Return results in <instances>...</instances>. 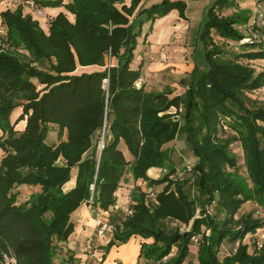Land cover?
<instances>
[{"label":"trees","instance_id":"obj_1","mask_svg":"<svg viewBox=\"0 0 264 264\" xmlns=\"http://www.w3.org/2000/svg\"><path fill=\"white\" fill-rule=\"evenodd\" d=\"M26 1L15 9L8 4L1 13L0 260L10 249L18 264H89L67 248L74 232L71 215L86 204L111 214L114 230L102 260L113 247L138 236L144 240L139 258L145 264H185L191 238L205 227L210 233L196 245L200 264H264V246L251 254L243 244L248 234L264 228V220L254 212L236 218L247 202L264 211V105H248V93L264 87V71L239 61L264 60V42H244L248 50L230 54L214 38L215 33L226 42H243L248 37L236 25L250 17L219 13L231 8V0L212 4L198 34L209 70L195 77L185 96L170 99L167 92L137 86L142 71L131 67L140 34L131 17L143 0H132L129 7H119L124 0H33L38 9L65 6L75 15L74 23L64 13L57 15L49 33L25 12ZM186 8L185 2L164 0L141 7L136 17L154 22L174 9L185 17ZM90 66L102 70L77 74ZM183 103L198 158L197 186L206 199L199 218L186 182L173 180V152L165 148L180 129L170 109ZM16 108L20 116L13 124ZM22 120L25 128L17 130ZM51 127L57 140L49 142ZM234 142L242 146L250 184L229 172L237 166L230 149ZM153 168H169L168 174L152 178L148 172ZM126 177L133 183L131 216L122 209L111 211ZM23 187L40 190L20 201L15 190ZM148 190L155 192L154 199ZM212 205L215 214L207 210ZM225 240L238 248L220 259Z\"/></svg>","mask_w":264,"mask_h":264},{"label":"rangeland","instance_id":"obj_2","mask_svg":"<svg viewBox=\"0 0 264 264\" xmlns=\"http://www.w3.org/2000/svg\"><path fill=\"white\" fill-rule=\"evenodd\" d=\"M148 1L150 2L152 0H148ZM163 1L164 0H161L160 2L151 3L148 6V8L156 4H162ZM215 1L213 3H215ZM171 2H183V1H171ZM231 2H232L231 8H226L222 11L219 10L218 12L226 17L238 18V17L249 16L250 19L246 24H244V22L240 19V21L236 25V28L238 29L239 32L244 34L245 37H248V39H250V42L251 40L264 42V17L263 18L261 17V15H264V0H243V1L231 0ZM174 10L178 11L180 14V11L178 9H174ZM208 10H207V13H208ZM171 12H169L166 16H168ZM207 13L205 15L202 28L204 27L207 21ZM166 16L162 18H165ZM180 17L183 19H186L187 22H189L188 18L186 17V14H185V17H182L180 14ZM145 20H147V17L145 18ZM143 23L146 24L147 21H144ZM150 25L151 24H149V26ZM192 25H193V27H191L192 29L188 31V36H185L187 46L190 48L189 53L186 54V50L184 47L179 48L181 51L179 53V60L182 61L179 66L175 65L171 67L169 65H166L165 69L159 70L160 74L159 76H156V77H154L153 75L154 73H150L152 82L149 85L148 89L152 88L153 91L155 92H167V96L170 99H173L175 97H183L188 93L189 86L193 82L195 77H198V75L209 70V65L205 57L203 44L198 35V30H194L195 26L194 24ZM137 32H140V34L137 37V46H136V49L134 50V58L132 60L131 67L135 69H139L140 67L143 66V69H145L149 65H152L155 63L156 57L153 54H151V52H149L151 51L149 41H151L152 39L147 34L148 31L143 29V31L141 32L138 29ZM214 38L218 44H223V47L228 52H230V54H233V53L240 54L249 49V47L246 48L243 45L244 41L235 42V41L229 40L226 42L223 39H220L218 36H216L215 33H214ZM174 44L177 45V42H175ZM175 45H173L172 47L173 49ZM167 52L170 54L169 50H167ZM173 52H176V51L173 50ZM187 59L190 60L189 65H187L186 63ZM239 61L243 64L251 66L257 72L264 71V60L248 61L246 59L241 58L239 59ZM83 72L85 71L78 70L77 74H82ZM106 89H108V85H106ZM248 96L252 100L251 103H248L249 106L255 107V106L264 105V87L254 92L248 93ZM183 104L177 107H173V108H180L182 106L185 112L186 111L185 104L184 105ZM170 111L172 112L173 109L171 108ZM19 113H20V110L18 108H16L11 113V116H10L11 123L13 124L16 123V121L18 120L20 116ZM164 114L165 113H162V115ZM184 118L185 117L183 116L181 117L180 129H179V133L176 139L170 142L169 144H167L165 148L171 149L173 152L172 164L176 168V174L173 175V180L176 182L178 181L180 183L186 182L185 183L186 191H188V193L190 194V198L197 202V218H199L200 215L202 214L201 205L206 206V203H205L206 199L205 197L201 195L199 187L197 186V175L198 174H196L195 172V167H196V163L198 162V158L194 150V147L192 146L190 142L189 133L187 130V124ZM25 124H26V121L24 120L19 121L16 125V129L24 130ZM54 129L55 127H53L51 129V132L49 133V138H48L49 142L57 140V133L56 131H54ZM224 130H225V134H229L230 129H224ZM204 134L205 133L200 134L198 139L203 140ZM1 136H2V131L0 130V137ZM101 139H102V135H101ZM101 139H100L99 148H98L99 156H101L102 150L104 148L102 147ZM123 148L125 150V155H126L127 160H131V156L129 152L126 150L123 144H121L120 149L123 150ZM230 149L232 153L237 157V166L235 168L229 169V172H231L232 174L236 176L237 175L241 176L245 181H247L248 184H250L248 180L247 171H246L244 152H243L241 144L239 142H234L231 145ZM3 155L4 154L2 153L0 149V160ZM190 167L192 168L190 169ZM167 169L169 170V168ZM74 173H77V171H74ZM131 179H132L131 177H126L124 185H126L125 183L127 184L131 183L132 182ZM162 188L163 186L157 187V190L160 191L162 190ZM20 190L21 191L15 190V192L17 191V193L19 194L20 201H25L26 199H28V197L32 193L37 192L40 189L34 188V187H23ZM149 201L152 202L151 199H149ZM244 205H243L244 208L243 209L241 208L242 210L238 212L236 218H239L244 214L254 212L255 217H259L264 220V211L259 209L256 203L247 202ZM207 210L213 214H215L217 211L215 205L208 206ZM112 212L114 213L117 211H112ZM118 212H121V211H118ZM101 213H102V210L99 207H94L92 205L83 204L81 207H79L71 215V222L74 224V232L72 234V237L73 238L81 237V240L84 241L86 239H89L95 236L96 230H97L96 221ZM167 224L169 228H172L173 226L172 223L167 222ZM191 225L188 227L185 225H182L181 227H183V230H191ZM208 231L209 230L207 228L202 227L201 232L197 235L202 236V237L203 235L208 236L209 235ZM111 237L112 236H109V239H111ZM148 242L151 243L153 242V240H150ZM257 242H260L262 246H264V228L258 229L257 232L254 234H248L246 238L243 240V244L248 245L249 252L251 254H253L257 248L260 249L257 246ZM197 247L198 246H196L195 244L191 245L190 254L185 264H200L197 258ZM237 248H238V243H232L229 240H225V242L220 247L219 258L223 259L225 256L230 255L231 253L235 252ZM99 249L100 247H97V244H95L92 252L84 253V251H82L85 255H87V258L89 259L88 261L89 264H103L104 260L101 261V259H103V256L100 257V259L99 258L97 259L96 257H92V255L95 254V251H99ZM176 252H177V249L174 248L172 256H174ZM101 253H104V251L102 250ZM140 264H145V261L143 260Z\"/></svg>","mask_w":264,"mask_h":264},{"label":"crops","instance_id":"obj_3","mask_svg":"<svg viewBox=\"0 0 264 264\" xmlns=\"http://www.w3.org/2000/svg\"><path fill=\"white\" fill-rule=\"evenodd\" d=\"M160 1L161 0H152L149 2L148 0H143L140 6L138 7V9L136 10V12L134 13L133 17H131V20H134L133 26L135 32H137L138 29L141 32L143 31V29L148 31L147 34L152 39L151 41H149L151 47V51L149 52H151V54H153L156 57V61L154 64L149 65L145 69H143V66L140 67L142 71V76L139 80L142 81L141 85L145 86V89L147 91H153L152 88L148 89L149 85L152 82L150 73H154L153 75L154 77H156L159 76L160 74L159 70L165 69L166 65L172 67L175 65L179 66L181 64L182 61L179 60V53L181 51L179 48L184 47L186 50V54L189 53V49H190L187 46L185 36H188V31L192 29L191 27H193L192 24H194L195 26L194 30H198V34H199V31L202 29V25L204 23V18L207 13V10L212 6L215 0H169V1H183L187 4V9L185 14L189 22H187L186 19L181 18L179 12L176 10H173L165 18L156 19L154 22L145 20L146 16L136 17L141 7L148 8V6L151 3L160 2ZM131 3L132 0H124L123 4H120L119 7H122V5H126L129 7ZM8 4H9V0H0V29H2L1 13L8 8ZM40 10H41V14L32 12L31 9L29 8H26L25 12L32 14L33 19L39 22L42 29L46 33H49L50 22L60 13H64L72 23L75 22V15L67 11L64 6L49 7V8L41 7ZM144 21H147V23L144 24L143 23ZM149 24L151 25L149 26ZM175 42H177V45L179 46L175 45L174 44ZM173 45H175L174 49L172 48ZM166 49L170 51V54L167 52ZM173 50H175L176 52H173ZM161 52H167L168 54V60L165 63L161 62L160 60ZM189 61L190 60L187 59L186 62L187 65H189ZM113 63L116 64L115 59L113 60ZM78 70L91 72L102 69L96 66H90L85 68H79ZM159 172L160 169L153 168L149 170L148 175L152 178H157L160 176ZM125 184L126 185H124L123 183L122 187L117 191L119 196V198L117 199V203L122 207L131 204L132 201L131 200L132 190H133L132 182L129 184L127 183ZM244 206L242 207V209L244 208ZM208 233L210 232L208 231ZM91 239L94 240V245L97 244V247H100L99 251H95V254H93L92 257H96L97 259L98 258L100 259V257H102L104 254L101 252L102 250L104 251V247L106 246L107 243L105 242L104 239L99 240L96 237V235L84 241L81 240V237L73 238L71 236L68 241L67 248L72 251H75L74 253L79 257L86 259L87 255H85L82 251H84V246L86 242H88ZM143 241L144 240L141 237L137 236L131 238V240L126 244L120 245L118 247H113L110 253L106 255V259L104 260L103 264H140L143 261V259L139 258L141 253V244Z\"/></svg>","mask_w":264,"mask_h":264},{"label":"built area","instance_id":"obj_4","mask_svg":"<svg viewBox=\"0 0 264 264\" xmlns=\"http://www.w3.org/2000/svg\"><path fill=\"white\" fill-rule=\"evenodd\" d=\"M20 0H9V4L12 6L13 9H15L17 7V5L19 4ZM26 5L27 8L31 9L32 12H36L38 14H41V10L38 9L36 7V4L33 0H28L26 1ZM261 17L263 18L264 15H261ZM250 41V39H245L244 42H248ZM160 60L161 62L165 63L168 60V54L167 52H161L160 54ZM108 80L105 81V83H107ZM142 81L139 80L137 82V86H141ZM173 111L171 112L173 114V120H181V117L184 113V108L181 106L180 108H172ZM192 167H190L191 169ZM189 169V170H190ZM168 174V170L166 168H164L161 172L160 175H165ZM94 187V186H93ZM92 187V189H94ZM149 193V196L151 198H155V192L153 190H148L147 191ZM116 198L118 199V193L115 194ZM122 209L125 213V215L127 216H131L133 214V210L130 207V204L122 207L120 206L118 203L111 209V211H118ZM96 237L101 240L104 239L106 243H108L110 241L109 236L113 233L114 230V226L112 224L111 221V214L110 211H102V213L100 214V216L98 217L97 221H96ZM202 238V236L199 235H194L191 238V242L195 245L199 244V240ZM93 247H94V240L91 239L88 242H86L85 246H84V253H89L93 251ZM258 247L261 248L262 244L259 242L258 243ZM0 264H18V260L15 256V254L13 253L12 250H8L7 252H4L2 254V258L0 260Z\"/></svg>","mask_w":264,"mask_h":264},{"label":"water","instance_id":"obj_5","mask_svg":"<svg viewBox=\"0 0 264 264\" xmlns=\"http://www.w3.org/2000/svg\"><path fill=\"white\" fill-rule=\"evenodd\" d=\"M108 81H107V85H108ZM104 135H105V131H103V134H102V139H101V144H102V147H104Z\"/></svg>","mask_w":264,"mask_h":264}]
</instances>
